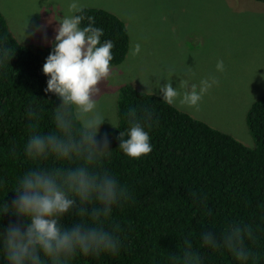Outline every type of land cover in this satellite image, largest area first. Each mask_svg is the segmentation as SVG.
<instances>
[{
  "label": "trees",
  "instance_id": "obj_1",
  "mask_svg": "<svg viewBox=\"0 0 264 264\" xmlns=\"http://www.w3.org/2000/svg\"><path fill=\"white\" fill-rule=\"evenodd\" d=\"M84 8L85 15L94 19V26L103 30L101 41L110 40L113 44L110 66L123 63L130 48L127 24L107 9ZM54 38L47 45L20 42L0 10V41L10 46L13 54L0 64V180L6 184L5 190L0 191V199L9 206L16 197L11 190L17 178L34 166L20 151L30 124L23 115L25 107L29 103L41 106V119L31 123L47 132L54 129L52 111L62 102L53 93L44 91L49 77L42 67ZM162 99L129 84L120 88L119 125L111 133L98 132L96 140L100 142L107 137L111 153L101 167L132 194L131 202L114 209L111 218L121 229L122 248L115 256L97 259L77 256L70 264H164L167 253L179 252L185 239L191 241L203 264H237L227 251L202 247L199 234L211 232L219 239L222 229L232 221L261 224L264 95L247 114L254 147ZM130 106H147L154 113L155 123L148 129L152 151L139 159L128 158L119 149V132L127 127ZM13 145L17 148L15 158L9 154ZM62 223L72 227L79 223V218L73 212ZM9 224L24 227L26 221L9 212L0 217V231ZM246 243L256 256L255 264H264V230H258ZM0 264H6L3 258Z\"/></svg>",
  "mask_w": 264,
  "mask_h": 264
},
{
  "label": "clouds",
  "instance_id": "obj_2",
  "mask_svg": "<svg viewBox=\"0 0 264 264\" xmlns=\"http://www.w3.org/2000/svg\"><path fill=\"white\" fill-rule=\"evenodd\" d=\"M52 5L55 13L59 4L44 0L47 10ZM63 16L53 15L58 28L52 50L46 57L42 72L49 77L45 93L51 92L62 102L52 111L54 129L41 132L31 122L41 119V106L29 103L23 112L30 122L27 138L20 149L26 161L33 162L19 176L13 190L16 197L11 206L0 199V217L11 212L23 217L26 226L9 224L0 231V258L6 264H70L77 257L97 259L103 255H117L122 248L121 229L112 223L114 209L122 208L132 200L130 189L121 184L109 171L101 167L108 158V139L97 142L98 130L106 119L99 111L98 82L110 73L112 61L110 40L101 41L103 30L94 26V19L85 15L81 0H64ZM88 23L85 24L84 21ZM23 28V38H26ZM37 25L29 36L39 31ZM139 45H136V52ZM135 54V53H134ZM13 56L12 49L0 41V64ZM216 71H224L223 60H217ZM165 80V79H164ZM156 87L163 101L172 105L198 108L204 95L218 80L215 76L203 78L199 86L181 81L179 86L190 90L182 93L173 88L170 79ZM155 123L154 113L147 106L132 107L127 112V127L119 132V149L131 159L147 156L152 151L148 129ZM12 158L17 156L15 145L10 147ZM6 184L0 180V191ZM8 193V191H7ZM7 195V194H6ZM75 212L79 223L63 225L66 215ZM261 224L232 221L222 229L219 239L211 232L199 234L201 246L227 251L237 264H255L256 256L246 241L264 230ZM164 264H203L191 241L177 253H167Z\"/></svg>",
  "mask_w": 264,
  "mask_h": 264
},
{
  "label": "rangeland",
  "instance_id": "obj_3",
  "mask_svg": "<svg viewBox=\"0 0 264 264\" xmlns=\"http://www.w3.org/2000/svg\"><path fill=\"white\" fill-rule=\"evenodd\" d=\"M84 7L107 9L124 20L130 32L125 61L110 66V73L97 84L93 97L106 119L98 132L111 133L119 125L118 99L126 84L162 96V86L187 81L197 85L215 76L218 84L203 97L198 108L173 105L211 126L227 132L247 146L255 140L247 114L264 95V1L261 0H81ZM44 0H0V10L21 42L50 44L58 28L52 16H63L64 0L55 13ZM37 25L39 31L29 36ZM136 45L139 51L136 52ZM135 53V54H134ZM223 60L224 71H216ZM165 79V80H164Z\"/></svg>",
  "mask_w": 264,
  "mask_h": 264
}]
</instances>
